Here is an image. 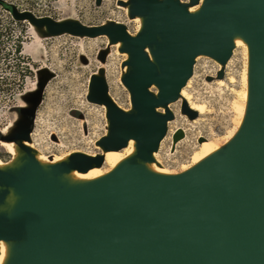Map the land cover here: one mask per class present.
<instances>
[{
	"label": "water",
	"instance_id": "water-1",
	"mask_svg": "<svg viewBox=\"0 0 264 264\" xmlns=\"http://www.w3.org/2000/svg\"><path fill=\"white\" fill-rule=\"evenodd\" d=\"M134 4L131 14H147L135 38L120 25L87 28L28 12L12 15L44 24L50 33L102 32L124 41L131 70L122 81L135 112L120 111L101 88L98 101L107 106L111 126L99 144L115 150L132 138L142 159L156 149L171 117L154 107L178 97L196 54L225 61L231 35L238 32L249 52L241 127L216 153L172 176L151 175L125 163L84 187L59 190L31 157L17 173L0 171V183L22 194L11 219L0 217V239L21 240L10 264H264V0H203L196 14L177 0ZM147 44L154 46L159 72L142 51ZM216 75L222 77L223 71ZM152 82L159 87L157 97L147 90ZM181 110L196 116L184 101ZM28 131L14 138H27ZM181 136L178 131L174 139ZM101 161L73 153L52 173L70 166L86 171Z\"/></svg>",
	"mask_w": 264,
	"mask_h": 264
},
{
	"label": "rangeland",
	"instance_id": "rangeland-1",
	"mask_svg": "<svg viewBox=\"0 0 264 264\" xmlns=\"http://www.w3.org/2000/svg\"><path fill=\"white\" fill-rule=\"evenodd\" d=\"M136 1L0 0V25L6 27L0 37V160L10 159L13 147H20L28 157L24 148L31 155L28 145H34L49 159L62 152L78 150L90 157L101 155L102 163H92V166L107 167L98 144L99 137L109 129L104 115L106 106L98 101L99 92L101 88L108 91L124 112L131 101L122 81L131 70L130 53L127 51L129 55L125 60L118 41L111 42L107 35L50 33L45 26L32 24L26 17H14L15 21L9 22L12 11L87 28L122 24L135 32V15H130L128 7L132 12ZM177 1L191 4L190 0ZM19 33L23 59L12 52L16 44L14 38ZM242 53L241 47L236 48L221 66L205 57L195 60L191 83L186 90L193 101L206 104L208 109L204 113L197 112L192 119L188 117L181 110V103L185 101L181 96L156 107L162 115L166 107L172 112L169 111L171 119L158 149L161 161L170 170L179 171L190 162L200 137L221 139L231 127V102L236 98L232 89L242 88ZM219 69H224L221 78L216 75ZM20 70L24 71L22 75ZM230 75L234 77L232 83L228 80ZM5 76L6 79H1ZM220 79L225 85H217ZM27 129L30 139H11ZM175 129L184 134L176 142L172 139Z\"/></svg>",
	"mask_w": 264,
	"mask_h": 264
},
{
	"label": "bare ground",
	"instance_id": "bare-ground-1",
	"mask_svg": "<svg viewBox=\"0 0 264 264\" xmlns=\"http://www.w3.org/2000/svg\"><path fill=\"white\" fill-rule=\"evenodd\" d=\"M202 3H203V0H197V2L195 4H185V9L188 13L196 14L199 12ZM128 10L130 11L129 7H128ZM130 15L131 16L135 15V17L133 19V20H135V22L137 24V30L135 32L129 31L125 25L115 24V23H114V25L122 26L124 28L125 32L130 37L135 38L144 29L147 14L140 15V14H135V13L131 14L130 13ZM41 26H45V25L43 24ZM95 35H107V34L102 33V32H98ZM231 38H232L231 54L225 61L221 62L218 59H216L215 57L207 55V54H203V53L196 54L193 57V61L197 60V58L205 57V58L210 59L214 64L221 66L222 63H225V62H227V60L230 59L231 55L234 54V51L236 48H238V47L242 48V51H243L242 54L244 55V58H243L244 59V67H243L242 75H241L242 88L240 90L232 89L236 93V98L231 102V110L233 113L232 125L229 129H227L225 135L221 139L200 137V142L198 141L199 146L193 152L191 159H190V162L182 165V167L180 168L179 171H174V170H170L169 168H167L163 164V162L161 161V159L159 157L158 149L161 146V143L164 139V136L161 138V140L157 144V147L155 150H149L148 151V154H147L148 158L147 159H142L138 156L137 148H136V142L132 138H128L122 147L115 149V150H108V149L104 148L103 145H100L99 148L103 152L107 167L96 166V165L92 166V164H91L89 169H87L86 171H81V170L76 169L74 166H70L66 171H59L56 174L52 173V169L55 165H58L60 163H68V159H69L71 153L85 155L84 153H82L79 150L78 151H70V152L69 151L62 152L60 154L54 155V157L52 159H49V157L45 153H43V151L41 149H39L38 147H36L34 145H28L32 151L31 155L29 154V150L27 148H24V150L28 153V157H31L33 159V161L36 163V165L40 168L42 175H43V178L44 179L53 178L56 181V185H57V188L59 190H74V189L84 187L88 184H91L92 182H95V181L105 177L110 172H112L113 170H115L116 168H118L119 166H121L122 164H125V163H132L135 166H137L140 170H142L148 174L155 175V176H172V175L183 173V172L193 168L197 164L201 163L202 161H204L205 159H207L208 157H210L211 155L216 153L224 145H226L235 136V134L237 133V131L241 127V124H242L244 116H245L246 107H247V100H248V73H249L248 46H247V42H246L245 38L238 32H233L231 35ZM108 40H110L111 42H117L118 41L119 45L122 47L120 49V51L122 52L124 59L125 60L128 59L129 53L124 48L125 47L124 41H122L120 39L112 40V39H110L109 36H108ZM156 40L161 41V38L158 34L156 35ZM144 50H145L147 55L145 54ZM153 50H154V46L147 44L143 47L142 51L145 54V56L147 57L148 61L151 62L156 67L157 72H159L156 60H155L154 55H153ZM218 71H223V75H222V77H223L224 76V69H222V70L219 69ZM192 76H193V73L191 71V75L186 79L185 83L179 88V91L177 93V96H178L177 98H179V96L183 97L185 99V101L184 100L183 101L186 103L187 107L190 110H193L196 113V115H198L197 112L202 114L208 108H207L206 104L202 101H193L191 99V95L186 90L187 87L189 86V82L192 79L191 78ZM217 78H221V77H217ZM228 80L230 83H232L234 81V77L232 75H230ZM217 85L223 86V85H225V82L220 79L217 81ZM150 86H151V91L149 90ZM147 90L151 95H153L154 97H157L159 87L155 82H152L147 86ZM128 92H129V97L131 100V95H130L129 89H128ZM106 94H107L108 98L112 101V103L123 113L128 114L134 110L133 105H132V101H130L129 107L126 109V112H124L110 98L108 91H106ZM169 102H171V101H168L166 103H160V104L156 105L154 107V110L157 113H161L160 111L156 110V107H158L162 104L167 105ZM99 103L103 104L101 102H99ZM107 111H108V109L106 106V108L104 110V115L106 117V123L108 124L109 129L106 131L104 136L102 135L99 137L100 140L104 137H107L109 135V131H110L111 123H110V120L107 116ZM166 111H170V109L168 107H166L165 112ZM167 123L168 122H166V125H167ZM178 131H179L178 129H175L172 133L173 134L172 139L175 142H176V140L174 139V135ZM29 135H30V133L27 134V138H12L11 137V139H15V140L26 139V140H28V139H30ZM27 143L29 144V142H27ZM98 144H99V142H98ZM13 148L14 149L11 152L12 156L10 159L0 160V171L10 172V173L14 174V173H17L21 169V167H23V165L28 163L29 158L26 155H24V153H23V151H21V149H19L20 147L19 148L13 147ZM121 148H123V149H121ZM86 156H88V155H86ZM97 156H100L101 160L103 161V158L101 155H97ZM102 161H101V163H102ZM21 197H22V194L19 193L14 187L0 183V217L4 218L6 220H10L15 208L17 207L18 203L21 200ZM20 243H21V240L0 239V264H10L11 263L12 259L15 257V255L18 251V246Z\"/></svg>",
	"mask_w": 264,
	"mask_h": 264
},
{
	"label": "trees",
	"instance_id": "trees-1",
	"mask_svg": "<svg viewBox=\"0 0 264 264\" xmlns=\"http://www.w3.org/2000/svg\"><path fill=\"white\" fill-rule=\"evenodd\" d=\"M10 10H11V8L10 7H8ZM12 11V10H11ZM8 21L9 22H13V21H15L14 20V16L13 15H11L10 16V18H8ZM6 31V27L5 26H2V25H0V37L1 36H3V33ZM8 34V33H7ZM19 38H21V35H20V33H19V35H17V36H15V41H16V44H14V47H13V50H12V52H13V54L14 55H16V57L17 58H20V59H23L24 57L23 56H21V49H20V39ZM19 60V59H18ZM6 66H9L8 65V63L6 64ZM19 72V71H18ZM22 72H24L23 70H20V72H19V74L21 73V75H22ZM7 77L5 76V77H2L1 79H6Z\"/></svg>",
	"mask_w": 264,
	"mask_h": 264
},
{
	"label": "flooded vegetation",
	"instance_id": "flooded-vegetation-1",
	"mask_svg": "<svg viewBox=\"0 0 264 264\" xmlns=\"http://www.w3.org/2000/svg\"><path fill=\"white\" fill-rule=\"evenodd\" d=\"M169 119H171V117H170ZM169 119H167L166 121L168 122ZM167 124H168V123H167ZM166 132H167V127H166V122H165V131H164L163 136H165ZM183 136H184V134L182 133V136H181V137H183ZM181 137H180V138H181ZM73 165H77V163L74 162Z\"/></svg>",
	"mask_w": 264,
	"mask_h": 264
},
{
	"label": "built area",
	"instance_id": "built-area-1",
	"mask_svg": "<svg viewBox=\"0 0 264 264\" xmlns=\"http://www.w3.org/2000/svg\"><path fill=\"white\" fill-rule=\"evenodd\" d=\"M194 62H195V61H193V64H192V70H193Z\"/></svg>",
	"mask_w": 264,
	"mask_h": 264
}]
</instances>
